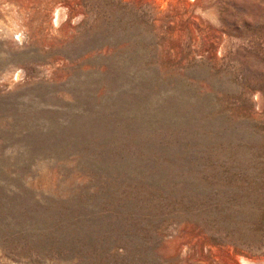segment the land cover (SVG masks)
Masks as SVG:
<instances>
[{
    "label": "rangeland",
    "instance_id": "rangeland-1",
    "mask_svg": "<svg viewBox=\"0 0 264 264\" xmlns=\"http://www.w3.org/2000/svg\"><path fill=\"white\" fill-rule=\"evenodd\" d=\"M264 264V0H0V264Z\"/></svg>",
    "mask_w": 264,
    "mask_h": 264
},
{
    "label": "bare ground",
    "instance_id": "bare-ground-1",
    "mask_svg": "<svg viewBox=\"0 0 264 264\" xmlns=\"http://www.w3.org/2000/svg\"><path fill=\"white\" fill-rule=\"evenodd\" d=\"M243 264H262V262H258V261H255V260L244 259L243 260Z\"/></svg>",
    "mask_w": 264,
    "mask_h": 264
}]
</instances>
